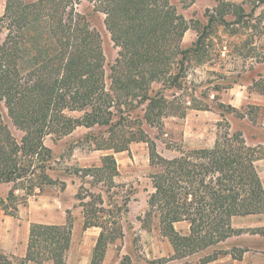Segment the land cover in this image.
I'll return each instance as SVG.
<instances>
[{
	"label": "rangeland",
	"instance_id": "obj_1",
	"mask_svg": "<svg viewBox=\"0 0 264 264\" xmlns=\"http://www.w3.org/2000/svg\"><path fill=\"white\" fill-rule=\"evenodd\" d=\"M24 1L37 5L31 13L42 16L36 34L51 37L49 48L60 62L80 44L85 32L97 33L93 42L100 46L98 57L109 88L111 68L119 49L105 26V14L95 10L99 1ZM170 1L189 26L182 41L184 49L193 48L220 2L243 6L248 13L243 17H252L238 24V17L224 14L228 26L214 25L207 31L210 36L206 35L204 42L210 46L204 62L196 61L189 54L182 69L173 62L168 73L171 77L152 85L150 95L161 91L174 103L177 113H186L185 117L168 116L155 125L144 122L141 118L145 107L134 101L129 106L124 103L120 107L122 113L119 108L112 110L111 125L79 126L71 133L54 129L47 135L44 145L53 156L47 165V174L56 183L45 185L43 189L35 188L28 203L20 205L18 218L5 215L0 208V240H12L10 237L14 235L13 240L21 247L33 224L66 225L69 216L74 226V246L64 253L60 264H82L85 258L90 264L96 244L93 247L90 241L94 239V231L87 234L89 239L84 235V204L88 218L108 228L112 222L116 223V233L106 245L100 264H207L209 261V264H264V213L255 214L243 234L219 239L206 249L180 244L175 252L164 234L159 210L149 208L156 174L160 171L159 165L151 164L152 149L164 159H174L192 150H229L242 146L253 148L259 156L264 155V35H261L264 6L255 14H249L254 6L251 0ZM5 6L6 0H0L1 16ZM86 21L88 28L84 27ZM7 34V30L0 34V46ZM178 73L182 77L177 86L172 85L171 78ZM3 115L20 141L23 133L9 119L6 98L0 94V116ZM64 115L76 119L84 113L66 109ZM121 118L126 119L123 126L117 125ZM112 159L117 162V175ZM153 162L158 163V159L155 157ZM255 165L263 170L264 159ZM103 166L107 168L97 170ZM86 170H90L91 175L82 178ZM24 182L0 183V200H5L14 188L16 194H24ZM92 209L96 210L94 215ZM44 234L47 241H41V237L36 242L38 239L31 240L29 236L28 251L42 261L36 264L48 261L54 264L55 245L50 244V239L60 245L64 241L56 232ZM215 258L218 260L214 261Z\"/></svg>",
	"mask_w": 264,
	"mask_h": 264
},
{
	"label": "trees",
	"instance_id": "obj_2",
	"mask_svg": "<svg viewBox=\"0 0 264 264\" xmlns=\"http://www.w3.org/2000/svg\"><path fill=\"white\" fill-rule=\"evenodd\" d=\"M98 1L95 10L105 14V26L119 49L111 68L109 88L98 57L100 46L93 42L97 38L94 30H86L80 44L60 62L49 48L51 37L36 34L42 16L31 13L37 5L27 4L24 0H6L4 14L0 16V34L8 31L0 46V94L6 98L9 119L23 137L19 141L4 115L0 116V183L26 182L24 194H16L14 188L5 200H0V208L7 216L18 218L20 205L28 203L35 188L43 189L45 185L56 183L47 174V165L53 156L44 145V138L54 129L71 133L79 126L111 125L112 110L119 108L117 110L121 112L124 103L129 106L134 101L145 107V115L141 118L144 122L155 125L168 116L185 117L186 113H177L174 103L169 102L161 91L150 95L152 85L171 77L168 73L173 62L182 69L189 54L196 61L204 62L210 46L204 42L206 35L210 36L207 31L214 25L228 26L224 14L238 17V24L246 23V19L252 17H243L248 14L243 6L220 2L193 48L184 49L182 41L189 26L170 0ZM251 1L254 6L249 14H255L264 6V0ZM86 26L88 28L87 21ZM261 29V35H264V28ZM60 68L61 72L57 73ZM181 77L180 73L173 76L172 85L177 86ZM66 109L84 115L67 118L64 115ZM125 121L121 118L117 125L123 126ZM150 157L152 166L159 165L160 171L156 174L155 192L148 205L152 210H159L164 234L169 237L175 252L180 244L206 249L219 239L240 235L243 230L231 226L233 217L264 213V188L255 165L264 159V155L259 156L253 148L199 149L174 159L160 158L152 149ZM155 157L158 163L153 162ZM112 160L117 175V162ZM86 172L89 174L81 172L82 178L91 175L90 170ZM80 197L79 193V200ZM82 207L83 229H101L90 263L100 264L106 245L116 233V223L112 222L108 228L88 218L86 206L82 204ZM91 212L94 215L96 210ZM184 221L190 224L187 235L174 227L175 223ZM73 227L69 216L66 225L33 224L30 238L38 239V242L42 237L41 241H47L43 238L44 233L51 232L62 236V245L50 239V244L55 245L52 250L54 264H60L72 244ZM28 252L26 257L18 258L0 248V264L42 263L30 250Z\"/></svg>",
	"mask_w": 264,
	"mask_h": 264
},
{
	"label": "crops",
	"instance_id": "obj_3",
	"mask_svg": "<svg viewBox=\"0 0 264 264\" xmlns=\"http://www.w3.org/2000/svg\"><path fill=\"white\" fill-rule=\"evenodd\" d=\"M4 11H5V8H4ZM3 14H4V12H3ZM260 161H258V162H260ZM256 168H257V172H258V174L260 176L261 183H262L263 188H264V169L261 170V169H259L258 166H256ZM254 215L233 217L232 220H231L232 228L236 229V230H243V232H246L248 230L246 228H248L250 223L254 221V220L251 219L252 217H254ZM174 227L182 235H187V234L190 233V224L188 222L184 221V222L175 223ZM178 229H181V231H179ZM91 231H94V232H92V233H94V239L90 238V241L91 240L93 241V247H94L95 244H96L97 238L100 235V228L92 227V228H89L87 230H84V235H85L86 239H89V236L87 237V234L91 233ZM29 236H30V230H29V234L25 237L24 241L22 240L21 247H18L16 242L13 240V237H15L14 235L12 237H10V238H12V240L11 239L10 240H0V248L2 250H4L5 252L10 253L11 255H14V256H16L18 258H24V257L27 256V252H28ZM74 236L75 235L73 233V238H74ZM73 238H72V245L70 247L71 250L73 249V246H74V239ZM86 259L87 258L83 259L82 264H88ZM213 260L217 261L218 259H213ZM210 262L211 261H209V263ZM209 263H207V264H209ZM29 264H36V263L31 261V262H29ZM44 264H53V261H48V262H46Z\"/></svg>",
	"mask_w": 264,
	"mask_h": 264
}]
</instances>
